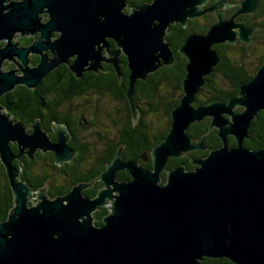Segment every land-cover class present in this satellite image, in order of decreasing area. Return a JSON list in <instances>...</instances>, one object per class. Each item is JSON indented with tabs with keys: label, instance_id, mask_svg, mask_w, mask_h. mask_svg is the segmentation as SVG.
<instances>
[{
	"label": "water",
	"instance_id": "1",
	"mask_svg": "<svg viewBox=\"0 0 264 264\" xmlns=\"http://www.w3.org/2000/svg\"><path fill=\"white\" fill-rule=\"evenodd\" d=\"M228 1L215 0L203 9L208 0H153L125 13L126 0H0V98L16 86L34 89L62 65L77 78L86 71L97 73L105 49L111 57L106 62L117 75L119 56L126 58V99L133 121L138 118L133 104L136 81L175 62L165 42L168 27L186 28L189 20L206 13L215 16L205 33H191L177 50L186 60L185 76L182 95L169 113L166 137L132 160L122 155L120 146L97 177L104 189L94 199L82 195L90 184L51 198L45 187L33 191L20 179L24 154L52 151L56 166L75 154L67 146L64 126H52L57 136L52 142L38 122L27 133L0 103V162L13 199L6 219L0 221V264H201L222 258L233 264H264V149L244 144L252 121L264 112V62L227 102L197 101L206 77L221 62L213 46L236 41L250 45L257 29L235 20L255 14L262 0H242L225 20L218 10ZM17 34L39 36L31 46L21 47L13 41ZM107 39L115 50L109 51ZM30 54L40 57L35 66H29ZM5 61H15L17 69L6 71ZM206 119L221 146L192 160L196 167L190 171L183 166L168 170L170 158L208 151L206 135L194 141L188 134L190 125ZM11 143L17 145V154ZM13 160L19 161L18 167ZM150 160V166L143 165ZM119 172L130 180L117 182ZM109 202L108 215L95 226L91 214Z\"/></svg>",
	"mask_w": 264,
	"mask_h": 264
},
{
	"label": "flooded vegetation",
	"instance_id": "2",
	"mask_svg": "<svg viewBox=\"0 0 264 264\" xmlns=\"http://www.w3.org/2000/svg\"><path fill=\"white\" fill-rule=\"evenodd\" d=\"M139 1L140 0H135V3H133V2H131V0H126L127 8L124 10V12L128 13V11L131 7L140 6L142 4H149L153 0H150L148 2L145 1V2H142L141 4H139ZM214 1L215 0H211V1L208 0V2L203 7V9L211 6L214 3ZM241 1L242 0H229L227 3V7L218 10V12H224L223 19L227 20L239 8V3ZM263 1L264 0H262L261 2H263ZM262 11L263 10H261V12H260V7L258 6V9H257L255 14L239 16L235 20L236 22H245L247 25L257 28L251 35V44L256 40H259L261 37H259L258 35H261V34H263V37L260 40H264V19L261 18ZM206 14L213 17L214 22H215V16L214 15L209 14V13H206ZM206 14L188 21L187 27L184 28L188 32L187 36L190 35L191 33L203 34L208 30L209 27L204 32H197L196 31L198 29H201L204 26L203 16H205ZM42 21L46 22L47 17L43 15ZM167 33L168 32L166 31V35H167ZM166 35H165V42H167L166 41ZM38 36H39L38 34L35 36H30V35L20 36L17 43L21 47H29L37 39ZM57 36H58L57 34H53V39L57 38ZM186 37H185V39H186ZM185 39H184V41H185ZM106 41L108 44L109 51H113L116 49V45L111 39H107ZM183 42H182V44H183ZM237 43L244 44L247 47L251 45V44L247 45V44L242 43L240 41H236V43L233 45H236ZM0 44L2 46L4 45V43H0ZM168 45L171 47V45L169 43H168ZM221 45H223V44H221ZM224 45H227V44H224ZM171 49L174 51V56H175V61H176V55L175 54L178 53V51H177L178 49L174 50L172 47H171ZM45 53L48 56H51L50 51H46ZM217 54L221 58V56L218 52H217ZM102 56L104 58V61L100 63V69L97 71V73H94L92 71H86V72L82 73L80 78H77V77H75V75H73L69 71V73L72 74V76H73L71 84H60V82H58V81L52 82L49 79L50 78V74H49L44 79H42L34 89H29V88H26L24 86H16L14 88V90H16L18 87H24L26 89L25 95L28 97L25 100L24 99L18 100L20 106L16 109H10L9 106H13V104L8 105L5 100L2 101L1 98L4 97L6 94L0 98L1 99L0 103H1V106L3 108V111L7 112V115L10 119L17 121V122H21L22 125L25 127L27 133H31L33 131L31 126L34 123L38 122L40 129L46 133V135L50 139V141L56 142L57 136L53 132L52 126L54 124L64 126V128L67 129V131L69 133V139L67 141V146L75 154L74 158L70 162L65 163L61 166L55 165L54 153L52 151H46L43 153L42 151L37 150L33 153V155L31 157H28L27 155L24 154L22 156V159H21L22 164L20 167L21 168L20 169V175H19L20 179L25 180V178H26L22 174L24 167L27 168L28 166H30V167L35 166L38 163V164L42 165L45 170L49 169V168L50 169L53 168V170L56 169V171L59 172V174H61L62 178H64L66 180L65 184H61L58 186H55V185L54 186L53 185L48 186L46 183L45 186H43V187L46 188L47 193H48V191H50V189L53 188V189H56L59 191H64V193L60 194V195H65L72 189L73 186H76V185L81 184V183H85V184H90L91 186L89 188L83 190L82 195L85 198L94 199L97 197L98 192L101 189H104L103 184L97 180L98 176L96 178L91 179L90 181L84 180V179H86V177H88V172L91 170H85V171L79 170V169H81L80 163L82 161H84L81 156L85 155L87 153H90L91 152L90 147H92L94 143H101V145L104 144L106 137L103 136L102 134H100L99 131L95 130V128L97 127L96 121L101 118V119H105L106 122H109V120H110V121H112V123L114 125L115 124L117 125V122L114 120L115 119L114 117L115 116H121V114L123 115L122 107L124 106L125 101H127V99L125 98V99L120 101V100H117L116 98L112 97L113 100L119 102V104H120V108L116 109L112 113L111 111H108L107 108L104 109L105 105L99 99L98 100L94 99V95H97L99 97H101L102 95L94 89L93 84H109V83H106L105 80H106L107 75L110 76V75H112V73L117 76V82L115 84H120V82H122L124 80V75L122 74V71L127 70L129 72V70L127 68L126 58L123 54H121L119 56V63H120L119 66H120V71H121L120 75L116 74L111 63L106 62V60L110 59L111 57L105 49L102 51ZM182 58L185 60L184 57H182ZM39 60H40V57L36 54H30L28 56L29 66H35L39 62ZM71 61H72V59H71ZM221 61H222V58H221ZM185 64H186V60H185ZM4 65L8 69L6 71H9L12 69H17V64L15 61H10V62L5 61ZM61 67L68 69L65 65H62ZM3 71H4V69H3ZM184 76H185V65H184ZM127 79H128V76H127ZM181 83H182V81H181ZM42 88H46L49 91H47V93H45V91H43ZM14 90L11 92H14ZM11 92H9V93H11ZM9 93H7V94H9ZM103 96L111 97L109 95V93L108 94L104 93ZM127 103H128V101H127ZM94 109H95V113H94ZM121 117H124V116H121ZM131 119H132L133 124L136 125L137 120L133 121L132 116H131ZM121 121H122V119H121ZM169 125H170V121H169ZM169 125H166L168 127V131H169ZM122 127H123V124H121V126H118V129L116 130V134L118 135L116 142H118V138L120 136ZM106 131L108 132V130H106ZM94 137L96 140H94V142H92V141L89 142V140L94 138ZM194 141H196V140H194ZM115 143H111V144L113 145ZM228 143H229V139H228ZM108 147H110V143H106V145L103 148L101 153L104 154L105 150H108ZM10 148H11L13 153L17 154V145L16 144L11 143ZM196 151H198V150L185 153L180 158H170L169 161L170 160H180L181 161V160L185 159L184 164L183 163L178 164V165L174 166L173 168L178 167V166H183L185 170L190 171L196 167L192 163V160L201 158V157L194 156V152H196ZM128 160H132V159H128ZM169 161H168V163H169ZM12 164L14 166L18 167L19 161L13 160ZM138 164H142V162L140 160H138ZM143 165L150 166L151 160L148 163H145ZM167 167H168V164H167ZM173 168H171V169H173ZM120 174H124V175L128 176L124 172H119L117 174V180H116L117 182L130 180V178L129 179H121L119 176ZM163 175L165 176V180H166V173L164 172L162 174L161 183L165 182V180H163ZM27 177L31 178V180L35 181L33 176H31V177L27 176ZM46 177H49V176L47 174H41L37 177V180H40V179L46 178ZM73 181H76V182H75V184L71 185V183ZM33 191H36V190L33 189ZM4 192H10L9 193L11 196V204L10 205L7 202L8 199L5 198ZM12 205H13L12 191H11L10 185L8 183L5 168L3 167V165L0 162V212L7 209L8 213H9L10 209L12 208ZM30 205H33V204L30 203ZM109 206H110V202L107 203V205H105L103 207L97 208L91 214L92 219H93V224L95 226H101L102 225L103 218L106 217L109 213ZM8 213H7V215H8Z\"/></svg>",
	"mask_w": 264,
	"mask_h": 264
},
{
	"label": "trees",
	"instance_id": "3",
	"mask_svg": "<svg viewBox=\"0 0 264 264\" xmlns=\"http://www.w3.org/2000/svg\"><path fill=\"white\" fill-rule=\"evenodd\" d=\"M145 1L150 0H140L139 4ZM211 1V0H210ZM135 3V0H131ZM260 12L264 8V1L259 4ZM204 26L201 29L196 30L197 32H204L207 28L214 22V18L206 14L203 16ZM166 35V41L171 45L174 50H177L178 47L182 44L188 32L178 24H173L168 27ZM264 46V45H263ZM262 46V47H263ZM250 46H245L244 44L237 43L236 45H216L213 48L220 54L222 61L214 68L213 73L206 77V85L201 88L200 92L203 93V98H197L199 104H207L209 102L219 101L227 102L228 99L235 96L239 92V87L247 82H249L255 75L257 69L264 62V54H261L257 58V64H255L253 69L249 70L245 68L243 64L244 53L247 51ZM240 48L238 53H235V49ZM176 61L170 67H162L157 70L155 73L150 74L146 80L136 81L133 94V104L135 109L138 112V118L136 125L133 124L131 116V108L129 103L125 101L123 110V127L118 138V142L115 144H110L108 150H105V153L97 154L95 165L88 172V177L84 179L85 181H90L93 178H96L100 172L105 168V165L108 164L113 157L115 156L118 147L122 146V155L126 159H134L140 156L143 152H150V150L161 143L168 133V127H160L155 130H151L146 125L147 113H157L160 108L168 122L166 125H169V113L171 110L177 106L178 100L182 95L181 90V81L184 76V65L185 60L176 53ZM246 56V55H245ZM124 75V80L120 84H115L117 82V76L112 73V75H107L105 82L109 84H93V87L98 91L102 96L104 93L111 96V98H116L117 100H123L126 98V91L128 88V79L127 76L129 72L127 70L122 71ZM72 74L69 73V70L66 68H58L50 73V80L52 82L58 81L60 84H71ZM95 83V82H94ZM25 88L18 87L14 92L6 94L2 97V101L5 100L6 103L13 104L9 106L10 109L18 108L19 101L25 100L28 97L25 95ZM45 93L49 91L46 88H42ZM167 90V96L161 95V92ZM0 99V100H1ZM162 106V107H161ZM209 119H206L199 123H194L189 126L188 134L193 140H199L203 135H206L205 146L208 151H196L194 156L196 157H205L210 150H214L221 146V141L217 136V131L213 130L208 131ZM248 140H245L244 144L247 148L253 150H262L264 149V112H260L257 115V118L252 121L251 127L249 129ZM229 145L234 146L235 140L232 137H229ZM15 151V150H14ZM184 164L185 159L183 160H170L168 163L167 169H171L178 164ZM32 167V166H31ZM23 168V176L26 177V181L32 189L38 191L47 183V177L37 180L38 176L33 175L28 172L29 168ZM21 169V168H20ZM27 176H33L35 181L31 180ZM121 179H129L128 176L124 174L119 175ZM163 180L165 176L163 175ZM76 181H73L71 185L75 184ZM10 192H4L5 198L8 199L9 205L11 204ZM64 191H59L56 189H50L48 195L51 198H54L60 194H63ZM7 209L0 212V221H4L7 217ZM105 213V212H104ZM201 264H233L227 259H204Z\"/></svg>",
	"mask_w": 264,
	"mask_h": 264
},
{
	"label": "rangeland",
	"instance_id": "4",
	"mask_svg": "<svg viewBox=\"0 0 264 264\" xmlns=\"http://www.w3.org/2000/svg\"><path fill=\"white\" fill-rule=\"evenodd\" d=\"M261 18L264 19V8L261 14ZM259 37H263V34L258 35ZM20 36L17 35V37L13 38L14 42H17L19 40ZM260 38V39H261ZM256 40L251 44V47L245 51V55H244V59L243 60V64L245 65L246 69H253L254 65L257 64V58L259 56H261V54H264V40ZM263 46V47H262ZM240 50V48L235 49V53H238V51ZM8 64V63H7ZM167 90H164L163 92H161V95L163 96H167ZM203 93H199L197 95V98L202 99L203 98ZM94 99H99L104 105V109H108V111H111L113 113V111H115L116 109L120 108V104L119 102L113 100L111 97L109 96H97L94 95ZM162 107V106H161ZM240 109H235V111H240ZM94 113H95V109H94ZM121 116H123L121 114ZM121 116H115L114 120L117 122V125L113 124L112 121L109 120V122H106L105 119H99L96 121L97 127L95 128V130L99 131L100 134H102L103 136L106 137V140L104 141V144L101 145V143H94L92 147H90V153H87L85 155H82L81 157L83 158L84 161H82L80 163V168L79 170H91L93 168V166L95 165L96 162V158L98 157L97 154L101 153L103 148L105 147L106 143H115L117 140L118 135L116 134V130L118 129V126H121V124L123 123V118ZM121 117V118H120ZM170 118V117H169ZM122 119V121H121ZM168 122V118L165 117V115L162 112V108H160L158 110L157 113H152V112H148L147 113V118H146V125L147 127H149L151 130H155L156 128H160L165 127L166 123ZM103 123V124H102ZM108 130V132L106 131ZM94 131V130H93ZM97 137V136H96ZM95 137L90 139L89 142H94ZM107 147V146H106ZM193 152V151H192ZM30 173H32L35 176H39L41 174H47L49 177H47V185H61V184H65V179L62 178L61 174H59V172L52 169H44L42 165L40 164H36L35 166H32L31 168H29ZM35 196V194L33 195ZM33 205L35 204V200H33L31 202Z\"/></svg>",
	"mask_w": 264,
	"mask_h": 264
}]
</instances>
